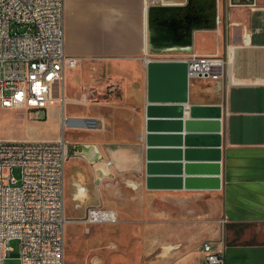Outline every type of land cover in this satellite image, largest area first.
Returning <instances> with one entry per match:
<instances>
[{"label":"crops","instance_id":"obj_1","mask_svg":"<svg viewBox=\"0 0 264 264\" xmlns=\"http://www.w3.org/2000/svg\"><path fill=\"white\" fill-rule=\"evenodd\" d=\"M216 18L214 30L192 33L191 51L154 53L141 0L63 3L64 54L101 81L83 86L81 103L64 74L65 115L98 120L93 132L67 130L82 135L67 142L100 156L68 154L65 183L75 208L97 206L109 187L123 222L144 225L146 264H206L204 244L223 264H264V0H216ZM191 53L226 58L225 78L187 79L182 99L150 92L147 62ZM49 111L53 132L40 141L58 136V109Z\"/></svg>","mask_w":264,"mask_h":264},{"label":"built area","instance_id":"obj_2","mask_svg":"<svg viewBox=\"0 0 264 264\" xmlns=\"http://www.w3.org/2000/svg\"><path fill=\"white\" fill-rule=\"evenodd\" d=\"M165 2L141 0L142 10L145 14L148 7L172 5ZM63 3L0 0V108L46 114L48 108L56 107L60 129L53 141L0 140V264L9 257L10 241L18 242V264H63L68 224L64 171L69 158L64 134L67 130L93 132L98 125L91 116L65 115L64 74L79 60L63 51ZM182 61L188 80L225 78L227 62L222 56L191 53ZM83 92L81 103L88 99ZM14 169L18 178L12 176ZM80 223L113 226L117 215L94 206L86 209ZM202 251L206 264H223L222 255L211 252L208 244Z\"/></svg>","mask_w":264,"mask_h":264},{"label":"rangeland","instance_id":"obj_3","mask_svg":"<svg viewBox=\"0 0 264 264\" xmlns=\"http://www.w3.org/2000/svg\"><path fill=\"white\" fill-rule=\"evenodd\" d=\"M14 28L12 26L13 30ZM17 31L21 32L22 29L17 28ZM66 74L65 86L67 92H73L78 96L81 90L84 89L83 86H90L94 81H98V85H100L101 82L98 74L84 70L83 68L80 70L75 68ZM105 77H103V80L107 79V76ZM92 89L95 90V88ZM107 89L108 87H105V92H107ZM78 109L79 107L76 105L72 107L67 106V114H74ZM55 117L56 114L53 111H49L46 112L43 121H36L32 113L25 112L24 110L0 108V140L31 142L43 139L53 132V119ZM57 117L59 120V114H57ZM59 133L60 129L58 128ZM81 136L80 134L66 132L64 138L70 140ZM67 162L64 171V209L68 224L64 234L63 264H146L147 261L153 259L152 257L141 255V244L144 238L141 232V229L144 228L143 223L138 222L136 225L131 226L130 223L123 222L121 211L117 212L114 209V205L118 202L113 198V192L109 187L101 195L102 199L99 197L100 194L96 193V202L98 203V207L114 210L117 215V223L113 226H83L80 223L86 209L92 206L75 208L77 202H72L73 188L71 185L65 183L67 181L65 174L67 172ZM12 176L18 178V170L14 169ZM131 197L132 199L137 198L135 196H128V199L131 200ZM67 200L71 202L70 213L66 209ZM118 234H120V238L116 237ZM131 245H137L139 249L130 251ZM7 247L10 249V254L8 258L3 260L2 264H18L16 260L18 257V242L10 241Z\"/></svg>","mask_w":264,"mask_h":264},{"label":"water","instance_id":"obj_4","mask_svg":"<svg viewBox=\"0 0 264 264\" xmlns=\"http://www.w3.org/2000/svg\"><path fill=\"white\" fill-rule=\"evenodd\" d=\"M172 5L148 7L145 12V45L149 52L191 51L194 31H212L216 22V0H165ZM150 77V92H174L181 99L186 92L185 63L147 62L145 64ZM183 103V101H181ZM36 121H43V111L32 113ZM90 149L92 158L88 163L100 159L91 146L75 145L68 147V154L83 157ZM107 167L110 164L104 162Z\"/></svg>","mask_w":264,"mask_h":264}]
</instances>
